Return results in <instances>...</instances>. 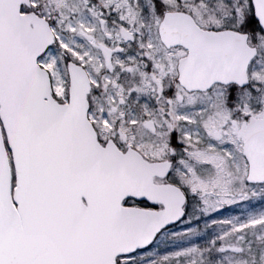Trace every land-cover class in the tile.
<instances>
[{
	"label": "snow or ice",
	"instance_id": "1",
	"mask_svg": "<svg viewBox=\"0 0 264 264\" xmlns=\"http://www.w3.org/2000/svg\"><path fill=\"white\" fill-rule=\"evenodd\" d=\"M0 264H264V0H0Z\"/></svg>",
	"mask_w": 264,
	"mask_h": 264
}]
</instances>
